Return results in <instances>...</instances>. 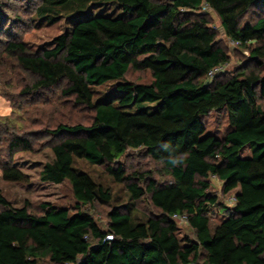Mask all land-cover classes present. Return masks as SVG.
I'll use <instances>...</instances> for the list:
<instances>
[{
	"label": "trees",
	"instance_id": "obj_1",
	"mask_svg": "<svg viewBox=\"0 0 264 264\" xmlns=\"http://www.w3.org/2000/svg\"><path fill=\"white\" fill-rule=\"evenodd\" d=\"M22 1L32 2L37 20L71 23L48 49L30 51L21 41L0 38L1 50L33 77L21 91L64 82L61 95L93 116L87 125L59 123L50 131L57 139L49 144L52 159L39 172L42 181L69 182L74 209L44 203L33 213L28 202L15 207L0 190V264H39L42 257L54 264H264V0ZM107 4L120 14L94 12ZM204 8L216 14L230 41L248 51L230 77L207 75L229 55ZM251 10L259 14L243 20ZM4 17L0 11V33ZM130 69L149 71L151 81L125 80ZM108 82H115L110 93L95 99L94 89ZM221 110L228 131L218 138L203 118ZM5 134L2 178L25 182L27 175L10 160L32 150L31 141ZM129 149L160 163L165 179L127 173L118 160ZM75 158L105 166L129 193L130 205L112 208L105 230L89 208L109 202L110 189L74 168ZM212 176L223 194L235 190L232 207L210 191ZM144 195L158 213L136 221L132 204ZM216 209L228 214L213 223ZM174 216L186 217L193 239L179 238Z\"/></svg>",
	"mask_w": 264,
	"mask_h": 264
},
{
	"label": "rangeland",
	"instance_id": "obj_2",
	"mask_svg": "<svg viewBox=\"0 0 264 264\" xmlns=\"http://www.w3.org/2000/svg\"><path fill=\"white\" fill-rule=\"evenodd\" d=\"M10 8V10L8 9ZM8 9V10H7ZM102 11L111 13L114 17L120 14L114 4H107L94 12ZM4 14L0 38L17 40L25 44L30 51L48 49L54 46V38L63 33L70 26V18H61L54 23H46L35 19L33 15L32 2L22 0H6V6L0 10ZM212 28L217 33V41L229 55V62L224 65L223 72L217 77L219 79L234 75L240 70L248 59L246 48L238 46L230 41L223 33L219 18L214 12L204 8ZM259 13L251 10L243 20H251ZM0 41V162L7 161L5 146L3 142L5 130L18 135H26L32 144L30 151L15 152L10 160L12 165L18 167L27 175L25 182H11L2 178L0 169V190L3 196L15 207H21L28 202L33 213H40V205L49 203L54 206L68 207L74 209L77 201L73 196L68 181L59 184L40 180L39 172L45 162L51 161L52 151L49 144L57 139L50 135L59 123L74 125L81 123L87 125L91 122L93 112L86 107L76 105L72 98L61 95V89L65 83L50 88L49 90L27 93L21 89L33 81V77L25 72L17 61L5 54ZM125 80L132 82L147 83L152 77L149 71H136L130 69L125 75ZM115 82H108L103 86L94 89L95 99L103 98L114 87ZM10 98L7 100L6 98ZM206 131L215 134L218 138L224 137L228 131L226 110L213 111L203 118ZM244 150L243 155H248ZM127 173L133 171H149L152 176L162 181V165L148 157L142 149H129L118 160ZM74 168L87 173L97 184L109 188L111 200L109 202L97 201L89 208L98 227L105 230L108 226V213L114 207L125 210L131 203L129 193L123 183L116 182L106 171L105 166L95 165L85 159H74ZM210 191L218 196L220 203L225 207H232L234 204V191L227 194L222 193V182L216 177H211ZM132 216L136 221L143 220L148 216L157 214V210L150 202L148 195H144L136 202H133ZM220 208V207H219ZM85 209V208H84ZM227 209V208H226ZM228 210L219 211L216 209L211 215L213 223L220 222ZM178 236L183 241L193 239L192 229L186 221L176 219ZM202 260V258H201ZM39 264H54L48 257L39 259Z\"/></svg>",
	"mask_w": 264,
	"mask_h": 264
},
{
	"label": "built area",
	"instance_id": "obj_3",
	"mask_svg": "<svg viewBox=\"0 0 264 264\" xmlns=\"http://www.w3.org/2000/svg\"><path fill=\"white\" fill-rule=\"evenodd\" d=\"M223 67L224 66H222V65L221 66H216V67L212 68L211 70H209L208 73H207V75L209 77H212L213 75H215V74L220 73L221 71H223ZM233 200H234V198H233ZM174 218L175 219H178V220H181V221H185L186 220V217L185 216H180V217L174 216ZM106 238L107 239L111 238V235H107Z\"/></svg>",
	"mask_w": 264,
	"mask_h": 264
}]
</instances>
